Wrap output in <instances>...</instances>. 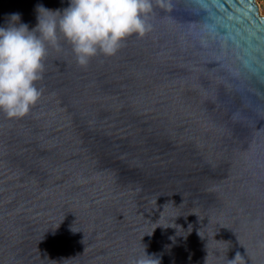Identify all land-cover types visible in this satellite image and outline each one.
Wrapping results in <instances>:
<instances>
[{
	"label": "water",
	"instance_id": "1",
	"mask_svg": "<svg viewBox=\"0 0 264 264\" xmlns=\"http://www.w3.org/2000/svg\"><path fill=\"white\" fill-rule=\"evenodd\" d=\"M0 0L29 29L36 5ZM149 30L86 66L57 33L41 96L0 112V264H264V17L152 0Z\"/></svg>",
	"mask_w": 264,
	"mask_h": 264
},
{
	"label": "clouds",
	"instance_id": "2",
	"mask_svg": "<svg viewBox=\"0 0 264 264\" xmlns=\"http://www.w3.org/2000/svg\"><path fill=\"white\" fill-rule=\"evenodd\" d=\"M166 7L164 0H156ZM152 0H69L63 10L36 5V25L20 23L13 13L0 26V112L22 118L41 96L35 82L42 78L47 46L58 41V31L71 44L76 61L86 66L98 53L114 55L129 36L149 30ZM130 264H160L158 257L143 253Z\"/></svg>",
	"mask_w": 264,
	"mask_h": 264
},
{
	"label": "built area",
	"instance_id": "3",
	"mask_svg": "<svg viewBox=\"0 0 264 264\" xmlns=\"http://www.w3.org/2000/svg\"><path fill=\"white\" fill-rule=\"evenodd\" d=\"M253 2L256 6L257 14L264 17V0H253Z\"/></svg>",
	"mask_w": 264,
	"mask_h": 264
}]
</instances>
